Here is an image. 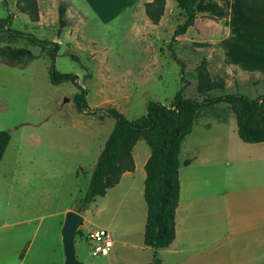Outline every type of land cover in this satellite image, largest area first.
Segmentation results:
<instances>
[{
	"label": "rangeland",
	"instance_id": "rangeland-1",
	"mask_svg": "<svg viewBox=\"0 0 264 264\" xmlns=\"http://www.w3.org/2000/svg\"><path fill=\"white\" fill-rule=\"evenodd\" d=\"M58 1L39 0L42 20L38 25L19 12L24 0H6V7L0 2V18L7 15V9L13 15L11 28L53 42L58 38ZM69 1L83 9L82 19L72 25L78 41L66 45V31L62 33L54 66L59 73L77 76L78 85L87 90L88 108H114L126 119L136 120L146 114L148 101L169 106L182 85L181 66L167 49L173 31L184 20L174 1L167 25L151 32L155 45L167 42L158 60L150 63L139 55L143 49L140 30L145 25L131 12L115 15L119 0H86L89 5ZM229 2H204L195 23L172 44L183 64L185 99L203 98L197 92L195 75L203 59L210 80H223L225 86L207 96L239 92L256 98L264 94V0H240V11L233 14L227 10ZM0 46L26 48L34 56L23 64L0 59V131L10 136L0 160V225L8 222L10 227L0 229V234L9 231L22 236L9 241L10 247L15 243L19 247L10 251L9 256L18 252L10 264H62L64 215L81 199L114 120L78 112L72 102L76 87L70 82H49V58L39 47L6 34L0 35ZM196 119L198 124L183 139L179 155L181 200L176 219L178 232L201 225L198 233L203 234V227H209L213 219V170L231 173L237 169L231 173L235 180H243L248 170L264 175V144L239 140L234 116L225 104L200 110ZM204 122L209 125L201 126ZM133 155V180L124 178L120 186L95 198L81 213L74 254L82 264H143L151 256L138 249L143 247L146 218L140 166L149 155L142 139L136 142ZM186 158L190 163L183 166ZM97 228L109 230L114 243L106 256L91 255L88 234Z\"/></svg>",
	"mask_w": 264,
	"mask_h": 264
},
{
	"label": "trees",
	"instance_id": "trees-1",
	"mask_svg": "<svg viewBox=\"0 0 264 264\" xmlns=\"http://www.w3.org/2000/svg\"><path fill=\"white\" fill-rule=\"evenodd\" d=\"M19 6L20 13L29 21L36 23L38 17L37 0H24ZM183 12L184 20L176 26L167 49L172 59L181 66V87L176 92L171 104L164 106L160 102L148 101L146 114L136 120H128L114 108L89 109L86 104L87 90L78 85L77 76L72 73H59L54 66L59 51V44L36 38L34 35L11 28L13 15L6 9L7 15L0 18V35L6 34L13 39H23L46 52L49 58L47 74L52 85L70 82L77 92L72 102L78 112L97 116H107L114 120L112 130L96 159L89 177L87 187L81 197V206L103 197L106 190L115 186L124 172L134 169L131 151L137 140L142 139L148 146L150 155L144 164L143 199L146 205V218L143 232V245L153 250L168 247L174 239V214L178 204V154L180 146L192 129L195 116L200 110L219 104H225L235 119L237 137L246 144L264 143V94L250 98L239 92L222 93L207 96L213 90H223L224 81H212L209 78L207 62L203 59L195 68L196 89L203 96L200 101L185 99L182 95L187 84L182 77V62L172 49L175 38L183 35L197 19L196 4L198 0H173ZM6 7V0H0ZM165 0H152L144 5L147 18L157 25L164 11ZM66 5L57 6V30L59 38L66 27ZM208 19L215 18L208 16ZM34 56L26 48H9L0 46V59L9 64L26 63ZM9 134L0 131V160L9 141Z\"/></svg>",
	"mask_w": 264,
	"mask_h": 264
},
{
	"label": "crops",
	"instance_id": "crops-1",
	"mask_svg": "<svg viewBox=\"0 0 264 264\" xmlns=\"http://www.w3.org/2000/svg\"><path fill=\"white\" fill-rule=\"evenodd\" d=\"M151 1L152 0H119L117 5L114 7L115 15H122L125 12H131L133 16L138 17L141 23L145 25V30H140V32L143 33V49L139 52V55L146 57V60L144 61L146 63L158 60V53H161L162 47H164L163 45L167 42L165 41L161 42L159 45H155V43H152L151 41V38H154L151 32H157V30L164 28L165 25H167V20L172 13L173 7L175 8L171 0H165L163 14L158 24L153 25L147 18L144 10V5ZM206 1L210 0H198L195 7L196 12L198 11L200 5L203 6L202 4ZM57 3H64L66 5L65 20L67 23L66 27L59 35L60 43L58 44L59 46L63 44V38H61V35L65 31V42L69 41L66 45L73 44L78 41V36H76L72 25L73 23H78V21L82 19L83 9L69 0H60ZM79 3L89 5L86 0H79ZM39 5V0H37L39 17L36 22L37 25L42 20L41 15H39ZM240 5V0H230L228 3L229 9L227 10L233 14L234 12L240 11ZM202 16L215 17L209 14H202L200 17ZM211 44L213 43L211 42ZM219 52L222 57L221 59H223L224 57L221 51ZM197 115L195 116L193 125L198 124V120L196 119ZM213 119L220 122H228L217 118ZM230 122H232V119ZM200 125L206 126L209 124L204 122L200 123ZM183 142L184 141L181 143L178 154L179 192L178 204L174 214V239L168 247L162 249L153 250L144 245L143 247H138L141 252H151L150 258L144 259L143 264H202V260L204 261V264H264V175L258 174L255 171L248 170L246 171L245 178L243 180L238 178L235 180L231 173H235L237 169L234 171L231 170V173L228 169H224L220 172L217 171L218 169L213 170V181L216 182V184L213 183V219L210 221V226L203 227L205 230L203 234L198 233L201 225L194 226L193 231H177L178 219H176V212L180 206L181 200L179 174L181 162L179 161V155L182 151ZM134 147L135 145L133 148ZM133 148L131 151L134 165L133 171L124 172L120 176L118 183L115 186L108 188L103 197H105L108 192L120 186L124 178H130L133 180L134 173L136 172ZM100 151L98 152V155ZM149 155L146 156L141 163L140 168L142 170H144L143 167ZM182 163L183 166L188 165L190 163V159L186 158ZM241 170L243 171V169ZM142 177L144 188L145 172L142 173ZM216 177L219 180H216ZM182 200L185 201L183 198ZM195 220L201 221V219ZM181 221L182 220L180 219V222ZM202 223L203 221H201V224ZM9 227L10 223L8 222H3L0 225V229H8ZM20 239H22V236L19 232L10 234L9 231H4L0 234V264L14 263V256L17 255L18 252H14L11 256H9V253L13 250V248L18 249L19 247L16 243L10 247L9 241H18ZM122 245L126 246V243L124 242Z\"/></svg>",
	"mask_w": 264,
	"mask_h": 264
},
{
	"label": "water",
	"instance_id": "water-1",
	"mask_svg": "<svg viewBox=\"0 0 264 264\" xmlns=\"http://www.w3.org/2000/svg\"><path fill=\"white\" fill-rule=\"evenodd\" d=\"M55 43L59 42L56 38ZM82 200L79 199L73 210H69L64 215L63 224L61 227V244L63 249V263L62 264H82L74 254V236L77 228L81 225L83 217L82 212L86 210L85 206H81Z\"/></svg>",
	"mask_w": 264,
	"mask_h": 264
},
{
	"label": "built area",
	"instance_id": "built-area-1",
	"mask_svg": "<svg viewBox=\"0 0 264 264\" xmlns=\"http://www.w3.org/2000/svg\"><path fill=\"white\" fill-rule=\"evenodd\" d=\"M92 256H106L113 246V241L109 230L97 228L88 234Z\"/></svg>",
	"mask_w": 264,
	"mask_h": 264
}]
</instances>
